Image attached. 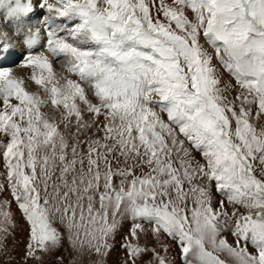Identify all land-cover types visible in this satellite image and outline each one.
<instances>
[{
    "label": "snow or ice",
    "instance_id": "obj_1",
    "mask_svg": "<svg viewBox=\"0 0 264 264\" xmlns=\"http://www.w3.org/2000/svg\"><path fill=\"white\" fill-rule=\"evenodd\" d=\"M0 163L20 264H264V0H0Z\"/></svg>",
    "mask_w": 264,
    "mask_h": 264
},
{
    "label": "rangeland",
    "instance_id": "obj_2",
    "mask_svg": "<svg viewBox=\"0 0 264 264\" xmlns=\"http://www.w3.org/2000/svg\"><path fill=\"white\" fill-rule=\"evenodd\" d=\"M33 23L38 24L39 21L34 17ZM21 60H22V56L17 55V56L9 58V63H12L13 61H15L16 63H19ZM55 67L57 70H59L61 68V64L57 62L55 64ZM16 71L21 75H25V76L28 75L27 72L23 71L20 68H17ZM2 170H3L2 163H0V171ZM220 199H224V198L221 197L219 194H216L215 200L218 201ZM225 205L229 209V211H231V209L233 208V205L228 204L226 200H225ZM13 210L18 220V227L15 231L14 237H10L7 242L9 253L0 254V264H7L9 255H11L14 258L12 261V264H20L22 260L24 248L27 243V237H28L27 227L28 226L22 219L21 213L15 207V205H13ZM130 227H131V221H125L124 224L122 225V229L120 233L117 235L114 241V248L111 251L110 255L104 261V264H123V261L127 258V253L121 247V244L124 240V236L127 235ZM146 227H149V226L146 225ZM227 235L229 237V241L231 243H234V238L230 235V233H228ZM140 242L142 245H146L149 248H153V247L156 248L157 251H159L161 255H166L169 261L173 262V264H183V260L180 255L181 249L179 245L177 244V242L172 241L171 239L165 240V243L168 246L167 253L163 251V249L160 246V243L157 242L151 236L142 237ZM74 255L75 254L73 253L71 246L69 245L67 239H65L63 247L59 248L58 250H53L51 254H48L45 256L44 264H58V260L60 257H63V264H73ZM221 258L226 259L227 261H229V264H231V258L228 257L226 254L222 253ZM75 259L79 264V261L81 260V258L76 256ZM84 259L87 261V264H93L94 261H99L101 258L86 257ZM140 264H154L153 254L151 252L145 254Z\"/></svg>",
    "mask_w": 264,
    "mask_h": 264
},
{
    "label": "bare ground",
    "instance_id": "obj_3",
    "mask_svg": "<svg viewBox=\"0 0 264 264\" xmlns=\"http://www.w3.org/2000/svg\"><path fill=\"white\" fill-rule=\"evenodd\" d=\"M59 66V65H58Z\"/></svg>",
    "mask_w": 264,
    "mask_h": 264
}]
</instances>
